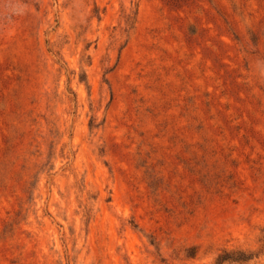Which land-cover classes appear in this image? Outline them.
<instances>
[{"label":"rangeland","instance_id":"obj_1","mask_svg":"<svg viewBox=\"0 0 264 264\" xmlns=\"http://www.w3.org/2000/svg\"><path fill=\"white\" fill-rule=\"evenodd\" d=\"M219 256L264 264V0H0V264Z\"/></svg>","mask_w":264,"mask_h":264},{"label":"trees","instance_id":"obj_2","mask_svg":"<svg viewBox=\"0 0 264 264\" xmlns=\"http://www.w3.org/2000/svg\"><path fill=\"white\" fill-rule=\"evenodd\" d=\"M235 253H241V254H243L242 252H240V251H237V252H235ZM244 260V258H238V257H223V256H219L218 257V259H217V264H220L221 262H223V261H225V260Z\"/></svg>","mask_w":264,"mask_h":264}]
</instances>
